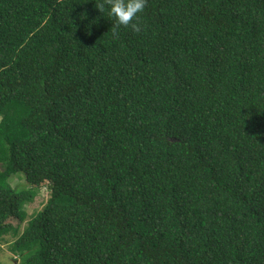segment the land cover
I'll use <instances>...</instances> for the list:
<instances>
[{"label":"trees","instance_id":"1","mask_svg":"<svg viewBox=\"0 0 264 264\" xmlns=\"http://www.w3.org/2000/svg\"><path fill=\"white\" fill-rule=\"evenodd\" d=\"M100 2L0 0V242L20 264H264V0H147L118 37ZM18 173L49 191L23 228Z\"/></svg>","mask_w":264,"mask_h":264},{"label":"clouds","instance_id":"2","mask_svg":"<svg viewBox=\"0 0 264 264\" xmlns=\"http://www.w3.org/2000/svg\"><path fill=\"white\" fill-rule=\"evenodd\" d=\"M96 6L101 12L107 9L108 16L113 22L114 37H118L121 27L130 28L136 33L141 31V25L136 21L145 11L147 0H101Z\"/></svg>","mask_w":264,"mask_h":264},{"label":"rangeland","instance_id":"3","mask_svg":"<svg viewBox=\"0 0 264 264\" xmlns=\"http://www.w3.org/2000/svg\"><path fill=\"white\" fill-rule=\"evenodd\" d=\"M11 185L17 190H23L25 192L32 191L35 193L34 198L31 202L26 203L24 206V211L26 212V220L21 225L22 228L25 224L31 219V216L42 209L45 202L49 197V191L47 187H41L40 189H34L29 185L24 179V175L22 173H18L13 175L10 180ZM17 222H13V224ZM14 224V225H15ZM15 240V238L11 236H7L3 242H0V264H20L22 260L17 255H13L9 251V245Z\"/></svg>","mask_w":264,"mask_h":264}]
</instances>
